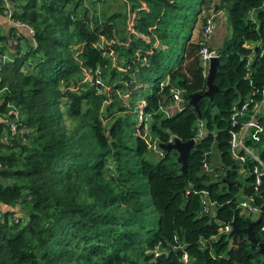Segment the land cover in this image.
<instances>
[{
	"label": "trees",
	"instance_id": "16d2710c",
	"mask_svg": "<svg viewBox=\"0 0 264 264\" xmlns=\"http://www.w3.org/2000/svg\"><path fill=\"white\" fill-rule=\"evenodd\" d=\"M101 1L13 0L33 38L0 25V264H264L246 234L221 231L251 219L238 205L240 189L253 191L251 162L239 180L228 131L232 103L264 84V3L122 0V12ZM209 8L227 11L233 32L207 44L220 60L212 97L193 38ZM172 86L185 102L166 114ZM199 119L185 173L175 149L154 157L148 135L188 140ZM213 152L225 173L204 169ZM201 189L218 218L202 212Z\"/></svg>",
	"mask_w": 264,
	"mask_h": 264
},
{
	"label": "built area",
	"instance_id": "2783aa9c",
	"mask_svg": "<svg viewBox=\"0 0 264 264\" xmlns=\"http://www.w3.org/2000/svg\"><path fill=\"white\" fill-rule=\"evenodd\" d=\"M13 0H0V5L3 7V14L7 20V24L13 25L17 30H22L25 28L32 37V29L25 21L13 17L14 8L12 6ZM264 3V0H262ZM214 13H209L206 15L201 29V35L199 43L201 44V60L202 64L208 71L209 60L212 56L217 55L213 50H209L207 42L209 41L212 31L214 29ZM16 40L13 39V43ZM1 59L6 61L9 58L7 53L1 55ZM254 90L251 94H248L243 99L235 100L231 105V114H230V124L229 128V151L233 159L238 163L236 167L237 174H239L242 168H246L245 163L251 162L250 169L254 176L253 180V191L251 193H245L240 189V199L238 205L241 207L242 211L248 213L255 212V216H261L260 230L264 233V159L259 154V148L252 144V140L260 141L261 134L264 132V124L261 121V116L264 113V84L260 90V96L253 97ZM183 89L177 86H172L170 88V104L166 106H161V109L165 111L166 114L171 113L174 109L180 107V103L183 100ZM262 112V114H261ZM261 114V115H260ZM19 124V116L17 113L14 114V117L9 119L8 125L9 128L13 131H18L17 125ZM204 122L202 119H199L197 122V131L194 137L196 142L203 134ZM5 140L6 137L4 136ZM148 147L156 151L158 155L163 154V150L159 147L160 141L152 136L148 135L147 137ZM173 141V137L168 139V142ZM204 169L207 171H212V166L208 162H204ZM262 188L263 191L260 190ZM200 203L201 210L204 213H211L216 215V204L217 201L212 199L206 189H201L200 191ZM263 214V215H262ZM231 223H225L221 231L230 232ZM156 254H158L156 252ZM184 262L187 261L188 257L186 253L182 254L181 258Z\"/></svg>",
	"mask_w": 264,
	"mask_h": 264
},
{
	"label": "water",
	"instance_id": "95a60500",
	"mask_svg": "<svg viewBox=\"0 0 264 264\" xmlns=\"http://www.w3.org/2000/svg\"><path fill=\"white\" fill-rule=\"evenodd\" d=\"M220 62L218 55H214L209 60L208 65V71L206 73V83H207V89L204 92V95L208 97H212L213 92L217 89V85L212 81L213 75L215 71L217 70L218 63ZM199 93H192L189 95L188 102L192 104L196 109L197 106V99L199 98ZM195 140L194 138H190L188 140H181L179 137L174 136L173 141L171 142H160L159 147L161 149H164L166 151H170L171 149H175L177 151V161L180 163V170L182 173H185L187 170V159L189 152L191 148L194 146ZM216 217L218 218V215L216 214ZM261 219V216H257L254 219L248 220L247 226L240 227L236 220L233 219L231 223V230L230 233H232L234 236H236L238 233H244L247 235L248 239L258 244V250L264 255V240L258 242V240L255 238L253 234L252 227L253 225L259 223ZM264 261V259H263Z\"/></svg>",
	"mask_w": 264,
	"mask_h": 264
},
{
	"label": "rangeland",
	"instance_id": "374dc122",
	"mask_svg": "<svg viewBox=\"0 0 264 264\" xmlns=\"http://www.w3.org/2000/svg\"><path fill=\"white\" fill-rule=\"evenodd\" d=\"M122 2H123L122 0H106V1L102 0L101 2L98 3V6L100 8H102V9H108V10H112V9H116L117 8V9H120L122 12H124L123 9H125V7L118 5V4L122 3ZM210 8H212V7H210ZM210 8L206 10V13L207 12L208 13H214V17H213L214 29H213V32H212L211 41H213L215 43V46H217V48H219L220 46H223V42H225L227 40H230L232 38V36H233L232 27H231L230 22L227 20V11H223L222 10V11L216 12V11L210 9ZM219 21H220L221 25H219V27L218 26L216 27V25H217V23ZM198 28H200V27H197L195 31L193 30L194 31L193 38L195 40L200 39V37L197 36V33H199V29ZM1 44L2 45H6V38L2 40ZM22 47H23V49H25L26 44H23ZM206 73H207V69H206ZM184 102H185V99L182 100L180 105L182 103H184ZM263 111H264V107H263ZM261 114H262V112H261ZM252 144H254V146H257L259 148V150H261L264 147V141H254V140H252ZM5 150L6 149L2 148L0 151L3 152ZM151 153L154 155V157H156V155L159 156L156 151L152 150ZM209 163L212 166H216L217 171H221L222 170L223 173L226 172L225 169H223V167L221 166L220 161H219V159L217 157V154L215 152L212 153V156H211V159H210ZM248 173H249L248 169L242 168L240 170L239 174H237L238 179L243 181V178ZM255 214H256L255 212H251L249 214L250 218L254 219L256 217Z\"/></svg>",
	"mask_w": 264,
	"mask_h": 264
},
{
	"label": "crops",
	"instance_id": "0c3cea01",
	"mask_svg": "<svg viewBox=\"0 0 264 264\" xmlns=\"http://www.w3.org/2000/svg\"><path fill=\"white\" fill-rule=\"evenodd\" d=\"M6 23H7L6 18H5L2 14H0V25H1V27L5 29V28L7 27ZM219 25H221V24H220V21L217 23L216 27H217V26L219 27ZM199 26H200V23L197 24V27H199ZM197 27H196V28H197ZM198 29H199V33H197V36L200 37V35H201L200 28H198ZM22 30H23V32H24L28 37H30V35L28 34V32H27V30H26L25 28H23ZM212 32H213V31H212ZM211 39H212V34H211V37H210L209 42H207V43H208L209 46H211L213 49H217V46H215V43H214L213 41H211ZM5 208H6V205H5L4 203H1V202H0V211H1V210H4Z\"/></svg>",
	"mask_w": 264,
	"mask_h": 264
}]
</instances>
